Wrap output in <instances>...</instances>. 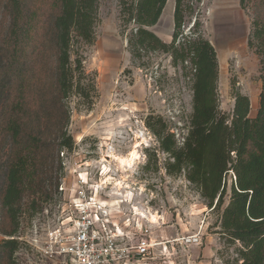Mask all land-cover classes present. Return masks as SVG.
<instances>
[{
	"label": "trees",
	"instance_id": "trees-1",
	"mask_svg": "<svg viewBox=\"0 0 264 264\" xmlns=\"http://www.w3.org/2000/svg\"><path fill=\"white\" fill-rule=\"evenodd\" d=\"M131 1H122L121 16L138 25L128 41L133 55L161 51L171 54L175 65L190 62L193 69V112L182 146L161 117L146 120L160 148L170 156L167 174L185 172L207 206L220 210L225 203L226 176L232 171L236 182L223 211V233L242 244L241 264H264V0H254L257 12L249 42L261 64L259 110L255 118L249 117L250 99L233 83L235 108L230 122L218 104L214 47L201 36L180 41L185 0H176L170 44L146 29L159 22L168 0ZM249 1L253 0H241L242 7ZM98 11L99 0H0V14L9 18L0 47L6 82L0 83V92L5 93L0 145H11L0 180L1 206L6 214L1 232L8 238L0 245V264H17L14 254L21 243L11 237L18 232L25 196L46 198L51 195L48 186L58 188L59 180L51 176L55 154L59 156L60 149L72 150L74 146L66 130L70 121L68 99L77 95L91 107L95 87L86 82L83 59L74 49L95 42ZM59 164L57 169L62 168ZM35 200L30 206L34 211L39 207Z\"/></svg>",
	"mask_w": 264,
	"mask_h": 264
},
{
	"label": "rangeland",
	"instance_id": "rangeland-1",
	"mask_svg": "<svg viewBox=\"0 0 264 264\" xmlns=\"http://www.w3.org/2000/svg\"><path fill=\"white\" fill-rule=\"evenodd\" d=\"M122 1L99 0L95 42L79 44L74 49L83 59L86 82L93 83L95 89L91 92V107L77 95L68 99L70 121L66 130L74 146L61 151L57 147L60 153L55 154L51 176L59 184L64 180L69 183L75 170L83 171L89 164L91 171L103 169L114 185L124 181L123 188H114L115 198L123 192L131 212L143 213L158 222V241H169L166 250L150 264H241L242 244L232 241L222 229L223 211L231 201V188L236 182L234 173L229 171L226 176L224 206L220 210L209 208L185 172L178 176L167 174L170 156L160 148L146 124L150 116L161 117L167 131L182 146L193 112L192 66L190 62L175 65L171 54L161 51L134 56L128 41L138 25L122 18ZM254 4V0L245 7L241 0L184 1L186 12L180 41L201 36L214 47L218 60V104L229 122L235 108L233 83L250 99L251 119L260 106V58L249 45L257 12ZM175 5L176 0H168L159 22L146 28L166 44L173 41ZM5 15L0 14V47L9 26ZM1 69L0 64V83L5 85ZM3 94L0 92V116ZM10 149V142L4 148L0 145V180ZM58 163L61 169H57ZM47 189L50 197L37 199L27 194L23 200L15 235L21 243L14 254L17 264H64L62 259L42 258L27 241H32L39 224L42 228L57 227L65 218L63 195L58 194L56 187ZM129 192L132 194L128 196ZM34 199L39 204L36 211L30 208ZM5 217L0 200V245L8 239L1 232ZM7 223L8 220L5 226ZM195 236L198 243L189 242ZM162 249L158 247L159 253Z\"/></svg>",
	"mask_w": 264,
	"mask_h": 264
},
{
	"label": "built area",
	"instance_id": "built-area-1",
	"mask_svg": "<svg viewBox=\"0 0 264 264\" xmlns=\"http://www.w3.org/2000/svg\"><path fill=\"white\" fill-rule=\"evenodd\" d=\"M88 165L83 171L75 170L69 183L64 180L58 185V194L64 197L65 218L57 227L42 228L39 224L32 241L27 240L28 244L42 258L62 259L64 264H150L156 261L169 243L158 241L155 233L158 222L143 213L131 212L123 192L118 194L122 198H115L114 188H123L124 181L114 185L103 169L91 171ZM198 241V236L189 240Z\"/></svg>",
	"mask_w": 264,
	"mask_h": 264
},
{
	"label": "bare ground",
	"instance_id": "bare-ground-1",
	"mask_svg": "<svg viewBox=\"0 0 264 264\" xmlns=\"http://www.w3.org/2000/svg\"><path fill=\"white\" fill-rule=\"evenodd\" d=\"M133 155H134V153H133Z\"/></svg>",
	"mask_w": 264,
	"mask_h": 264
}]
</instances>
